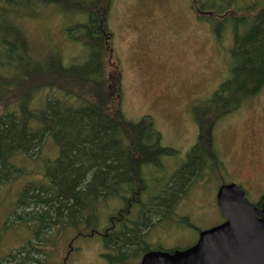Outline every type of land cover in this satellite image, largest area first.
I'll list each match as a JSON object with an SVG mask.
<instances>
[{"label":"trees","instance_id":"1","mask_svg":"<svg viewBox=\"0 0 264 264\" xmlns=\"http://www.w3.org/2000/svg\"><path fill=\"white\" fill-rule=\"evenodd\" d=\"M111 1L0 2V184L32 174L23 160L37 161L44 156L40 150L48 139L58 150L54 157H41L38 178H27L17 195H11V210L2 225L24 224L29 237L1 254L0 264H45L68 234L98 227L102 213L98 204L108 199L148 192L151 221L160 210V197L183 196L199 168H203L201 173L208 167L223 168L213 127L264 86V6L257 7L261 3L256 0L250 5H237L236 0L201 3L202 8L216 6L214 14L228 6L234 11L224 12L214 24L220 40L225 15L230 17L233 39L228 48V74L209 98L193 106L198 131L185 162L167 181L152 179L157 183L152 188L146 177L149 166L174 149L160 143L161 133L150 114L130 120L122 110L121 70L117 61H111L112 32L107 24ZM56 3L84 14L66 28L67 36L84 48L81 60L64 62L55 50L33 52L26 22ZM111 82L115 88L110 89ZM204 153L210 161L201 159ZM194 161L198 169H194ZM143 222L138 217L134 223V241L143 240V231H147ZM109 225L107 220L106 227ZM2 230L0 226V241ZM111 234L104 238L108 256L110 248L113 250ZM124 236H118L119 260L126 253ZM141 243L135 241L134 248ZM149 250L141 247L137 253Z\"/></svg>","mask_w":264,"mask_h":264},{"label":"rangeland","instance_id":"2","mask_svg":"<svg viewBox=\"0 0 264 264\" xmlns=\"http://www.w3.org/2000/svg\"><path fill=\"white\" fill-rule=\"evenodd\" d=\"M3 1L0 0L1 3ZM206 1L211 0H191V3L190 0H112L107 16V24L112 32L111 61H117L121 70V107L125 116L138 120L143 114H150L161 133L160 143L174 149L173 153L162 157L164 174L172 172L179 165L196 140L198 128L193 106L209 98L228 74V48L233 39V30L228 27V15L234 11L232 6H228L225 11L214 14L216 6L211 9L201 7V3ZM250 1L236 0V3L250 5ZM256 1L261 3L257 7L264 6V0ZM56 4L26 22L33 52L37 55L55 50V53L58 51L62 55L64 62H70L73 58L81 60L84 48L80 42L67 36L66 28L71 22L84 18V14L76 12L75 7ZM223 13L228 15H225L222 38L218 40L214 24ZM107 70L114 77V71L108 65ZM112 88H115L114 82L110 83ZM251 123L260 133L259 153L262 151L261 144L263 146V161L255 167L246 163L243 139ZM213 141L224 168L209 167L200 180L193 179L180 201L182 213L179 222L168 226L165 219H160L157 225L147 229L145 246L140 244L143 249H155L158 245L183 247L196 238L199 229L220 224L224 217L215 196L221 183L236 182L253 204L261 200L264 195V86L256 95L217 120L213 127ZM57 151L48 139L40 150L44 156L41 155L37 161L23 160L32 174L0 184V226L4 227L2 231L5 232L0 241V255L29 237L24 224L6 222L5 226L2 225L11 210V195H17L27 178H38L41 157H54ZM18 161L22 163L21 158ZM154 174H157V169L151 176ZM150 183L152 188L157 186L153 180ZM113 201L112 198L98 204L102 212L98 222L100 231L107 226V220L113 213ZM187 214L192 226L180 221ZM81 231L89 232V229ZM73 236L72 233L68 234L67 240L59 245V259L65 254L63 244ZM75 245L81 249L68 264H104L99 255L102 247L96 237L79 239ZM54 257L46 258V261L51 262ZM132 259H136V256Z\"/></svg>","mask_w":264,"mask_h":264},{"label":"water","instance_id":"3","mask_svg":"<svg viewBox=\"0 0 264 264\" xmlns=\"http://www.w3.org/2000/svg\"><path fill=\"white\" fill-rule=\"evenodd\" d=\"M215 197L224 217L220 224L201 231L189 247L149 250L136 264H264V195L254 205L231 181L221 183Z\"/></svg>","mask_w":264,"mask_h":264},{"label":"flooded vegetation","instance_id":"4","mask_svg":"<svg viewBox=\"0 0 264 264\" xmlns=\"http://www.w3.org/2000/svg\"><path fill=\"white\" fill-rule=\"evenodd\" d=\"M190 3H191V0H190ZM259 134L260 133L258 132V130H256V128L253 126V123H251L248 126L247 132H245L246 137L243 138L245 141V146H246L245 160H246V163L251 167H253V166L255 167V165L260 164L263 161V157H262L263 146H262V144H261L262 151L259 153V146H258ZM260 143H261V139H260ZM173 152H170V153H173ZM170 153H168V154H170ZM164 155L165 154H163L159 158L158 164H153V165L149 166L148 171H147V173H149V175L146 174V177L149 178L150 180L162 179L165 181L166 179H168L172 175L174 170L179 168L185 162V160L187 158V154H185L182 161L179 163V165L177 167L174 168V170L172 172H168L167 174H164L163 169H162V167H163L162 157ZM258 155H259V157H258ZM201 159H205L206 161H210L211 157L209 156V154L204 153L201 156ZM196 166H197V163L194 161V169L197 168ZM222 166L224 168V164H222ZM156 169H157V174H154L153 176H151L153 171H155ZM199 169H200V173H201L203 168H199ZM207 169H209V167ZM200 173L194 179L200 180L203 176V172L201 174ZM181 198H182L181 195L175 196V195H171V194L169 196L164 195V196L160 197V204H161L160 210L157 211L156 216L151 221H149V213H148V208L150 205L151 198L149 197L148 192H146L145 195L143 192V195L138 194V195H134L131 197H127L125 199L120 198V197L113 198V200H114L113 202H115V203H114V205L111 206V210H113V213L108 218L109 224H110L108 227H105L102 231H100L98 227L97 228H90L89 232H85V231H81V230L76 231L74 233V236L71 237V239L67 243L63 244V247L66 250H65V254L60 256L61 259L58 258L59 254L57 251V254L54 257L55 259H53L51 262L46 261L45 264H68L69 261L74 260L75 256L78 254L77 251L81 249L80 246L75 245V244H77L78 240L79 239H87V238L93 239L94 237H96L98 239V242L100 243V245L102 247V251L99 253V255L102 258V261L104 262V264H121V263L136 264V263H139L145 252L143 254L137 253V249L141 248V246L139 244L137 247L134 248V242L135 241L136 242L141 241L142 242L141 244H143L145 246L144 236L146 238V232L147 231L146 232L143 231V236H141V238H143V240L139 239L140 240L139 241L136 239L134 241L132 229H134V223H135V221H137L136 218L142 217V219H144L143 224L146 225L148 230L150 229L151 226L157 225V223H159V220L162 218L165 219L164 222H166V225L173 226L179 222V216L182 213V208L180 205ZM146 219H147V221H146ZM102 220H103V218L101 219V222H102ZM180 221H182V224L192 226V223L189 219L188 214L184 215V218H182ZM203 230H205V229H199L197 231L196 238L186 246L166 248V247H162V246L158 245V246H156L155 249H150V250H166V251L171 252V251L176 250V249H183V248L189 247L196 242L200 232ZM110 231L112 233L110 239L113 242V244H112L113 250H111V248H110V256H108L107 255L108 250L105 247L104 238L109 234ZM119 234H121V235L125 234L126 235V236H124V240H123V242L126 243V246L124 248L126 253L122 257H120V260H119V258H117L118 257L117 245H118V241H119V237H118ZM65 240H67V237L65 238ZM133 256H136V259H132ZM50 259H52V257H50ZM55 261H57V262H55Z\"/></svg>","mask_w":264,"mask_h":264}]
</instances>
